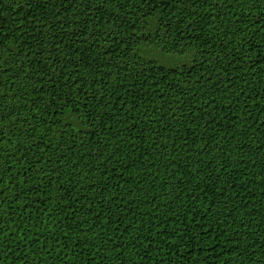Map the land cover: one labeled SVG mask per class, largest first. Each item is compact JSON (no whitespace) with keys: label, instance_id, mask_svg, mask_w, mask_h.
<instances>
[{"label":"trees","instance_id":"trees-1","mask_svg":"<svg viewBox=\"0 0 264 264\" xmlns=\"http://www.w3.org/2000/svg\"><path fill=\"white\" fill-rule=\"evenodd\" d=\"M0 264H264V0H0Z\"/></svg>","mask_w":264,"mask_h":264},{"label":"rangeland","instance_id":"rangeland-1","mask_svg":"<svg viewBox=\"0 0 264 264\" xmlns=\"http://www.w3.org/2000/svg\"><path fill=\"white\" fill-rule=\"evenodd\" d=\"M160 60L163 62V63H168V64H170V63H173V60H171V61H167L165 58H160ZM175 60V59H174ZM175 61H177V60H175ZM178 62V61H177Z\"/></svg>","mask_w":264,"mask_h":264}]
</instances>
